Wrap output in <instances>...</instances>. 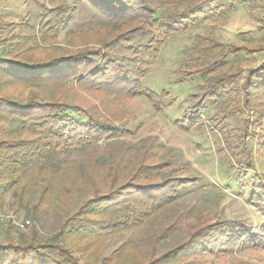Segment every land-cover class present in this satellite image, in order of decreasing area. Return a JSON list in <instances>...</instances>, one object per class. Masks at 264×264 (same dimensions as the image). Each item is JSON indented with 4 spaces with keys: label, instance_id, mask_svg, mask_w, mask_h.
<instances>
[{
    "label": "trees",
    "instance_id": "trees-1",
    "mask_svg": "<svg viewBox=\"0 0 264 264\" xmlns=\"http://www.w3.org/2000/svg\"><path fill=\"white\" fill-rule=\"evenodd\" d=\"M181 1L23 0L25 13L18 22L17 33L0 40L8 55L0 58V196L12 189L18 193L19 205L28 202L27 184L19 181L24 177L31 179L30 184L40 181L51 149L129 135L130 131L121 126L123 104L138 95L147 96L157 109L162 103L156 101L159 96L154 91L141 85L148 68L145 59L152 53L157 55L166 37L197 26L208 14L234 10L243 0H193L181 10L167 12L168 7ZM256 12L260 28L264 29V4L257 5ZM59 33L64 34L63 40L71 47L77 46L81 37L89 36L98 45L76 52L60 48L62 54L57 53L52 44ZM219 45L215 41L202 43L198 49L203 53L214 52V57L185 72L203 76L204 84L195 96L197 102L184 114L179 127L188 130L203 126L206 105L225 101V113L210 118L213 124L210 129L219 132V151L232 157V169L238 171V180L243 182L253 166L249 137L257 151L264 154V58L257 66L245 69L240 80H237L239 72L230 70L226 58L228 53L237 54L241 50L264 51V46L229 45L217 51ZM69 80L81 90L100 91L106 98L97 104L74 106L79 116L74 117L67 112L72 106L64 100ZM15 89L19 92H14ZM235 115H239L238 123H224ZM13 118L19 120L14 131L3 136L2 125ZM146 164L148 167L142 173L137 171L139 174H158L166 169L163 163ZM32 169L39 174H28ZM139 174L132 175L115 163L108 175L107 191H95L91 199L61 222L47 241L0 244V264H84L64 246L70 238L95 233L103 236L138 226L150 216L152 207L167 205L175 199L179 188L196 181L181 175L167 176L162 181L146 180ZM249 185L252 187L249 201L264 216V179L253 177ZM73 186H67L64 192L67 196ZM42 188L38 202L44 205L51 190ZM120 208H127V213L113 215ZM238 249L264 250V229L253 232L242 220L197 225L185 242L166 255L150 256L136 264H202L210 256L233 255Z\"/></svg>",
    "mask_w": 264,
    "mask_h": 264
},
{
    "label": "rangeland",
    "instance_id": "rangeland-1",
    "mask_svg": "<svg viewBox=\"0 0 264 264\" xmlns=\"http://www.w3.org/2000/svg\"><path fill=\"white\" fill-rule=\"evenodd\" d=\"M192 1L182 0L168 7L167 12L181 10ZM259 4H264V0H243L234 10L225 9L214 16L208 14L197 26L166 37L157 55L152 53L145 59L148 68L141 79L144 88L159 96L156 101L162 102L160 108L157 109L147 96L138 95L121 106L124 114L121 126L130 131L129 135L103 137L76 147L51 149L43 166L42 179L34 184H30L31 179L27 177L19 181L27 184L28 202L19 205L18 193L12 189L1 194L0 244L12 241L23 245L31 240L40 243L49 240L61 222L81 203L91 199L95 191H107L110 186L108 175L115 163L137 175L140 173L137 171L142 173L150 161L163 163L166 169L158 174H139L144 176L141 178L162 181L167 176L181 175L196 181L179 188L175 199L167 205L152 207L150 216L138 226L103 236L95 233L89 237L70 238L64 246L81 263L136 264L150 256L166 255L185 242L195 226L220 220L245 221L253 232L264 229V216L249 201L252 191L249 179H264V154L257 151L249 137L253 166L246 174L247 181H241V188L238 171L232 169L234 160L226 151H219L220 134L210 129L213 125L210 118L223 115L227 103L223 100L209 102L203 114V126L188 130L179 127L184 114L197 102L195 96L204 84L203 76L185 72L194 70L215 54L208 50L203 53L198 47L210 41L223 45H219L217 51L227 49L229 45L264 46V29L260 28L256 12ZM24 13L23 0H0V40L17 33L18 22ZM63 39L64 34L59 33L57 41L52 44L56 47L55 52L61 53L60 48L78 51L98 45L89 40L93 36L81 37L74 47ZM6 57V45H1L0 58ZM263 58L264 51L245 53L241 50L237 54L228 53L226 60L231 71L239 72L237 80H240L245 69L257 66ZM13 91L19 92L18 89ZM105 98L100 91L81 90L73 80L66 85L64 100L72 106L67 112L74 117H79L74 106L97 104ZM238 118L239 115H235L224 123L235 125ZM18 121L13 118L4 123L3 136L11 134ZM38 172L32 169L28 174ZM70 184L74 186L67 196L64 192ZM42 187L51 190L50 199L44 205L38 202ZM126 211L127 208H120L113 215L121 216ZM141 212L140 209L137 211L138 214ZM25 219L30 220V225L21 230L18 223ZM202 264H264V250L238 249L233 255L210 256Z\"/></svg>",
    "mask_w": 264,
    "mask_h": 264
},
{
    "label": "built area",
    "instance_id": "built-area-1",
    "mask_svg": "<svg viewBox=\"0 0 264 264\" xmlns=\"http://www.w3.org/2000/svg\"><path fill=\"white\" fill-rule=\"evenodd\" d=\"M2 217V212L0 210V218ZM30 225V220L29 219H25L21 222L18 223L19 229L21 230H25L27 229V227Z\"/></svg>",
    "mask_w": 264,
    "mask_h": 264
}]
</instances>
